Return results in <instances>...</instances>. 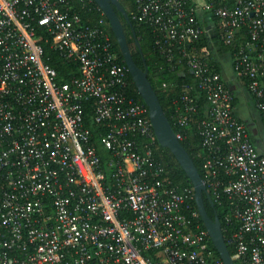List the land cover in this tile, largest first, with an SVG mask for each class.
Returning a JSON list of instances; mask_svg holds the SVG:
<instances>
[{
    "label": "built area",
    "instance_id": "obj_1",
    "mask_svg": "<svg viewBox=\"0 0 264 264\" xmlns=\"http://www.w3.org/2000/svg\"><path fill=\"white\" fill-rule=\"evenodd\" d=\"M135 6L131 19L153 27L169 66L175 47L194 77L173 100L175 133L180 140L193 129L200 140L202 179L225 201L232 258L264 264V0ZM103 15L88 25L67 0H0V264H223L192 205L193 188L173 183L155 158L148 108L129 92ZM37 27L78 76L57 82ZM218 34L232 52L214 48ZM202 35L209 46L198 49ZM225 54L258 113L255 142L211 63ZM89 101L106 129L98 137L104 163L83 121Z\"/></svg>",
    "mask_w": 264,
    "mask_h": 264
},
{
    "label": "trees",
    "instance_id": "obj_2",
    "mask_svg": "<svg viewBox=\"0 0 264 264\" xmlns=\"http://www.w3.org/2000/svg\"><path fill=\"white\" fill-rule=\"evenodd\" d=\"M68 6L71 12H75L77 15L81 17L83 23L91 25L96 22V20L103 14L100 8L93 0H67ZM119 2L125 8L127 15L132 23L136 38L138 39L141 51L135 44V38L133 37L131 27L124 21L121 13L116 10L119 18L124 24V30L128 42V46L131 52V55L134 61L143 68V59L145 60L148 66V73L147 77L151 82L159 101L163 107L166 117L169 119L174 131L177 133L179 131V127L175 124L173 120V113H174V103L173 100L176 99L180 93L182 92V86L184 83L194 84V77L186 64V59L183 58L178 49L175 47H170L171 52L174 54V59L172 62V66H169V63L166 61L165 57L160 54L158 45L156 43L157 34L152 26L147 24H138L131 19L130 13L135 9V0H119ZM192 4V1H190ZM104 16V15H103ZM105 17V16H104ZM106 19V17H105ZM107 21V19H106ZM109 33L111 34L113 45L115 50L118 54V59L124 62L122 54L118 48L116 39L109 27L107 28ZM37 34V41L42 47V57L45 64L49 65L50 67L54 68L56 71V80L58 83H66L72 77L78 76V65L71 61L64 59L59 52L54 50L51 45V36L48 32L45 31L43 27L36 28ZM211 42L214 48L219 47L218 53H227L232 52L234 49L229 46L225 45L220 35H214L211 38ZM196 47L198 49L208 48L209 42L205 35H202L198 41L196 42ZM212 52H215L212 49ZM210 52V53H212ZM216 53V52H215ZM226 55V54H225ZM217 71H219V65L211 61ZM128 89L130 94L135 98L137 101H141L140 96L138 95L134 83L131 79L130 74L128 73ZM194 93L199 95V99L203 102L202 95L197 93L196 90L193 91ZM234 105H236V98L234 99ZM93 104L91 101L85 103V107L83 110V121L85 126L90 130L92 141L94 142L97 152L101 157L102 163L105 162V159L108 157V153L100 146L98 137L100 133L106 131L100 124L96 123L93 119ZM184 133V138L180 139L181 143L191 156L198 172L200 173L201 177L204 178V170L202 169V158L201 155H198V151L200 149L199 138L195 134L193 129H185L182 130ZM154 155L157 161L161 163L167 170L168 175L171 181L179 186H189L192 187L190 180L186 177L183 169L180 167L174 156L169 152L168 149L160 147L157 143L155 144ZM104 165V164H103ZM193 188V187H192ZM212 201L213 207L208 202L207 198L204 197V203L206 210L210 216H213V210L216 211L218 218L221 222V228L226 238V232L224 231V222L222 219V212L224 210L225 201H222V205L218 204L215 201L214 196L208 190ZM193 207L196 209V205L194 200L192 201ZM201 225L204 227L202 220L200 218ZM209 246L214 254L215 257H219L216 249L214 248L210 238H209ZM230 254L234 253L233 248L227 244ZM235 264H238L235 261Z\"/></svg>",
    "mask_w": 264,
    "mask_h": 264
},
{
    "label": "water",
    "instance_id": "obj_3",
    "mask_svg": "<svg viewBox=\"0 0 264 264\" xmlns=\"http://www.w3.org/2000/svg\"><path fill=\"white\" fill-rule=\"evenodd\" d=\"M106 17L109 27L116 39L118 48L122 54L123 60L128 68L131 79L134 83L136 91L140 96L142 102L148 108V117L156 137L157 144L169 150L174 156L180 167L183 169L186 177L190 180L194 191V202L202 223L209 235V238L216 249L223 264H235L228 246L224 240L221 228V222L215 210L213 216H210L206 210L204 197L207 198L210 205L213 207L212 198L206 188L203 179L198 172L191 156L177 138L176 133L166 117L159 98L147 77L148 66L143 59V68L140 67L133 59L125 30L124 24L119 18L117 11H119L124 21L131 27L135 44L141 51V46L136 38L132 23L127 15V12L119 0H93Z\"/></svg>",
    "mask_w": 264,
    "mask_h": 264
},
{
    "label": "crops",
    "instance_id": "obj_4",
    "mask_svg": "<svg viewBox=\"0 0 264 264\" xmlns=\"http://www.w3.org/2000/svg\"><path fill=\"white\" fill-rule=\"evenodd\" d=\"M223 57H227V56H224V55H218L217 56V61H218L217 64L220 67L219 70L222 74V77H223L224 82L227 85V87L229 89H232V90L233 89L238 90V93H236V97L239 100V98H238V95H239V97L241 99L240 101H242V103L245 105V107L236 108L237 114L241 117V115L246 113L245 112L246 108H247V110H250L248 102H251V101H250V98H249L247 91L245 92L244 89L240 87V85H242V84H241L239 78L235 75V73L231 69L226 68L227 65H224L222 63ZM227 59L229 60V58H227ZM246 93H247V95H246ZM254 120H257V119L256 118L252 119V122H254Z\"/></svg>",
    "mask_w": 264,
    "mask_h": 264
},
{
    "label": "rangeland",
    "instance_id": "obj_5",
    "mask_svg": "<svg viewBox=\"0 0 264 264\" xmlns=\"http://www.w3.org/2000/svg\"><path fill=\"white\" fill-rule=\"evenodd\" d=\"M227 58H228V56L227 57H223L222 58V63L224 65H227L226 68H229V69L232 70V66H231V64H229L230 63V60H228ZM241 88H243V87H241ZM231 91L235 94V98H236V108L245 107V105L242 103V101H240L241 99H240L239 95H238L239 100L236 97V93H238V90H236V89H233L232 90L231 89ZM244 91L246 92L245 89H244ZM246 95H247V93H246ZM248 104H249L250 110H247V108H246V111H245L246 113H244L243 115H241V118L246 123L247 128H248V130L251 133L252 139L255 142L258 139V137H257V135H258L257 134V131L258 130L261 131V125H260V122H259L258 113L256 112V109H255L254 105H252V102H248ZM254 118H256L257 120H254V122H252V119H254Z\"/></svg>",
    "mask_w": 264,
    "mask_h": 264
}]
</instances>
